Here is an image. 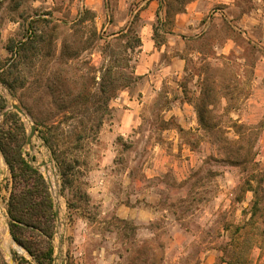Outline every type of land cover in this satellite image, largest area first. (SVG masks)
<instances>
[{
	"label": "rangeland",
	"instance_id": "1",
	"mask_svg": "<svg viewBox=\"0 0 264 264\" xmlns=\"http://www.w3.org/2000/svg\"><path fill=\"white\" fill-rule=\"evenodd\" d=\"M193 1L0 0V139L45 181L34 167L53 160L65 242L57 254L56 220L51 264H264V15L245 30L238 14L217 12L203 41L187 44L202 58L187 59L183 95L174 81L158 84V68L150 79L158 94L141 93V27L160 31L157 45L171 43L164 33ZM150 2L155 10L141 16ZM177 100L192 108L182 111L194 115L191 127L170 116ZM12 104L26 117L11 110L3 119ZM126 109L132 128L113 132ZM252 157L259 169L243 163ZM18 182L0 150V215L24 251L12 249L11 260L38 264L10 234ZM0 264H9L1 247Z\"/></svg>",
	"mask_w": 264,
	"mask_h": 264
},
{
	"label": "crops",
	"instance_id": "2",
	"mask_svg": "<svg viewBox=\"0 0 264 264\" xmlns=\"http://www.w3.org/2000/svg\"><path fill=\"white\" fill-rule=\"evenodd\" d=\"M242 0H195L185 6L182 13L175 15L173 25L168 33H164L165 37L171 43L157 45L155 37L156 30L152 24H145L141 27L139 35V57L136 63V74L139 77V83H145L147 89L142 91L143 96L157 95L160 91L159 87H152L151 72L158 68L159 77L156 79L159 85L166 81H174L175 89L179 95H183V89H178V83L185 75V67L187 59L202 58V52L199 50H188L186 47L191 44H197L208 35L211 27V20L217 16V12L221 14L235 13L239 16L238 24L245 30L253 29L260 20L258 17L264 15V0H248V7L243 6ZM218 9H214V8ZM155 5L150 2L141 11V16H149L151 11L155 10ZM261 16H260V14ZM168 45L171 47L169 48ZM233 44H226L218 47L217 56H224L230 52ZM168 47V48H167ZM172 54V55H169ZM166 57V58H165ZM143 89V90H144ZM192 110L187 104H181L179 100L171 106L169 110L170 116L174 117L180 127H191L194 123V117L184 116L182 111ZM124 118L120 123L113 125V132L124 133L132 127L130 117L134 118L135 112L124 110ZM131 115V116H130Z\"/></svg>",
	"mask_w": 264,
	"mask_h": 264
},
{
	"label": "trees",
	"instance_id": "3",
	"mask_svg": "<svg viewBox=\"0 0 264 264\" xmlns=\"http://www.w3.org/2000/svg\"><path fill=\"white\" fill-rule=\"evenodd\" d=\"M206 96H208V91L205 89L202 91V97L206 98ZM238 130L244 133L243 127H238ZM43 141L47 145L49 144L48 137H43ZM0 150L5 156L13 181L19 178V182L15 186L16 189L14 188L9 198L7 208L10 234L13 240L23 247L38 264H51L53 252L51 243L54 237L56 217L49 187L43 176L37 170L32 169L23 160L19 152H16L18 153L16 157L8 154L9 151L5 150L2 139H0ZM243 163L252 164L256 169H259L260 166L259 163H255L254 157L243 161ZM262 181L263 178L260 183ZM250 183L251 181H248L245 185L248 191L253 193L255 199L252 202V208L256 212L258 207L257 190ZM252 221L251 218L247 225H250ZM242 229L243 227L240 228V230ZM34 233L44 239L43 245L39 246L31 242L32 236L30 234ZM262 236L264 237V231ZM262 243L264 244L263 241Z\"/></svg>",
	"mask_w": 264,
	"mask_h": 264
},
{
	"label": "water",
	"instance_id": "4",
	"mask_svg": "<svg viewBox=\"0 0 264 264\" xmlns=\"http://www.w3.org/2000/svg\"><path fill=\"white\" fill-rule=\"evenodd\" d=\"M11 110L15 111L16 113H18L22 117H26L25 112L18 105H15V104H12L11 108L9 110H7L4 113H2L1 117L3 119L6 118ZM35 136H36V128H35V126L33 124H30V132H29V135L27 136V139H26V143L29 146V150L30 151H32V149H33L32 148V139ZM42 146H43L44 149H46L47 152H49L48 147H47V145L45 143H43ZM27 162H28V164H30L32 166V162L33 161H32L31 158H28ZM47 164H48L49 167H47ZM47 164L41 163V164L38 165V167H34V168L35 169L36 168H45L46 170H48V168H49L51 174L53 175V178L55 179V171H54L53 160H52L51 156H48ZM45 177H46L47 184H48L49 188L51 189V182H50L49 178L46 175H45ZM55 217H56V220H57L56 234L58 236V242H57V249L56 250H57V254H59V253H61L62 247L64 246L65 233L64 232L63 233H59V231H58V228H60V225H59L60 220H59V212H58L57 204L55 205ZM55 259H56V257H55ZM9 264H13V261L9 260Z\"/></svg>",
	"mask_w": 264,
	"mask_h": 264
},
{
	"label": "bare ground",
	"instance_id": "5",
	"mask_svg": "<svg viewBox=\"0 0 264 264\" xmlns=\"http://www.w3.org/2000/svg\"><path fill=\"white\" fill-rule=\"evenodd\" d=\"M43 172L49 178V180L51 182V190H52V193H53L55 200L57 202L56 204H57L58 212H59V220L61 223V221H62L61 220L62 210L63 209H62L61 202L59 200L58 189H57V186L55 184V179L53 178V175L51 174L50 170H46L45 168H43ZM0 247H1L3 253L5 254V256L8 260H11L10 251L12 249L17 251L18 253H24L22 248H20L15 243H13V241L9 235V231L7 228L6 221H5L4 217H2L1 215H0Z\"/></svg>",
	"mask_w": 264,
	"mask_h": 264
}]
</instances>
